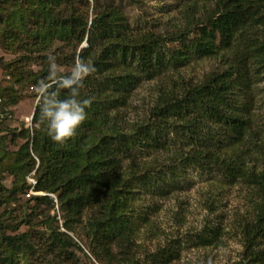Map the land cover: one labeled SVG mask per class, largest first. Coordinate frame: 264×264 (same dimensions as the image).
I'll list each match as a JSON object with an SVG mask.
<instances>
[{
	"label": "trees",
	"instance_id": "16d2710c",
	"mask_svg": "<svg viewBox=\"0 0 264 264\" xmlns=\"http://www.w3.org/2000/svg\"><path fill=\"white\" fill-rule=\"evenodd\" d=\"M173 1L183 21L171 34H161L130 24L124 3L140 0H0V44L27 53L20 61L34 60L40 66L27 75L31 83L48 75L49 54L57 57L59 66L71 68L79 57L96 68L81 89V99L90 103L76 134L64 143L51 141L46 122L37 127L36 104L32 127L19 133L26 140L6 164L19 184L5 190L9 195L0 204L15 200L17 192H28L31 185L23 176L34 170V191L45 195L31 199L48 208L57 201L61 210L64 231L51 217L42 221L51 239L45 254L73 260L69 247H81L69 233L78 234L75 228L82 224L87 250L96 260L86 255V264L170 263L178 258L176 247H160L139 259L136 236L148 224V212L135 204L141 195L161 198L180 189L190 168L221 186L241 183L250 189L255 201L251 219L240 230V264L264 262V168L248 165L250 151L264 161V129L254 127L247 49L237 41L240 27L251 36L257 25L264 26L254 19L264 14V0ZM256 40L249 41L252 49L258 48ZM30 52L37 53L35 59ZM195 57L219 58L224 68L198 83L174 78L178 68ZM164 76L171 87L157 85L146 118L126 119L123 109L136 87ZM2 143L0 138V147ZM159 153L172 163L153 166L158 159L152 156ZM4 227L0 219V246L5 243L0 264H17L20 253L33 252L35 245L28 241L33 235H7ZM218 236V229L209 227L193 240L207 246Z\"/></svg>",
	"mask_w": 264,
	"mask_h": 264
},
{
	"label": "rangeland",
	"instance_id": "374dc122",
	"mask_svg": "<svg viewBox=\"0 0 264 264\" xmlns=\"http://www.w3.org/2000/svg\"><path fill=\"white\" fill-rule=\"evenodd\" d=\"M206 6H212V4L207 3ZM123 8L132 27H145V29L161 34H171L181 26V21H183L179 5L173 0H140L133 5L124 3ZM254 17L257 21H264L263 13H258ZM1 24L0 22V27ZM246 33V29L240 27L237 32V41L240 48L243 46L247 49L246 61L250 68L249 76L255 96L254 127L264 129V26L257 25V28L252 32L254 35L250 36ZM254 38L257 39V49H252L249 45L250 39ZM56 46L52 45L51 50ZM59 49L64 52L68 51L64 47ZM21 55L25 57L27 53H22L16 48H6L0 44V97L2 98V102H0V138L3 139L2 147H0V157H2L0 160V185L3 187L0 190V200L9 195L5 190L11 189L14 183L15 185L19 184L15 175L5 170L6 164L12 161L13 153H16L25 142L26 138L20 137L19 133L23 128L30 129L32 127V114L37 104L35 85L31 83V78L27 75L38 71L40 66L34 60L33 62L20 61ZM28 55L35 59L37 53L30 52ZM60 67L63 72L71 69L64 65ZM222 68L224 66L219 58L197 59L195 57L178 68L174 78H179L183 84L186 81L198 83L209 73ZM157 85L171 87V83L165 76L148 82L143 80L136 87L128 100V105L123 109L126 119L146 118L145 115L148 114L157 95ZM173 149L174 147L171 146L169 151H173ZM250 152L252 153L248 163L249 167L263 169L264 161H261V155L254 151ZM152 157L158 159V162H154L153 166L172 163L163 153ZM33 174L34 170L23 176L28 185L30 184L29 179H34ZM185 176L187 182L182 185V181H180L181 188L165 197L139 196L135 208L148 212V224L140 227L136 236L139 259L143 260L145 253H156L157 248L170 246L177 248L178 258L168 264H240L243 251L240 230L241 226L250 220L253 214L255 198L252 192L241 183L221 186L212 176L202 175L190 168L185 172ZM39 195L45 194L39 191L27 196V192L20 191L14 196L15 200L0 204V219L5 221L4 231L7 235L22 234L28 231L29 235H33L28 237V241L35 245L33 252H28L26 256L20 253L16 257V263L86 264L89 263L86 255L92 262H96L87 250L89 245L88 242H85L82 224L75 228L78 230V234L69 233L81 247V250L75 246L69 247V254H73L71 256L73 260L63 257L59 260V257L55 258L54 254H45L44 251L51 239L50 231L45 224H42V221L51 217L60 227L59 230L64 231L62 228L63 218L57 201L51 208H48L45 203H36L31 199L32 196ZM207 227L218 229V240L207 246L196 244V240H193L194 237L208 229ZM262 246L264 247V242ZM1 249H5L4 242L1 243ZM113 252H116V249ZM3 254L5 253L0 251V256ZM260 264H264V262Z\"/></svg>",
	"mask_w": 264,
	"mask_h": 264
},
{
	"label": "clouds",
	"instance_id": "9594fccd",
	"mask_svg": "<svg viewBox=\"0 0 264 264\" xmlns=\"http://www.w3.org/2000/svg\"><path fill=\"white\" fill-rule=\"evenodd\" d=\"M47 63L48 75L37 81L34 87L39 107L37 127L46 122V134L50 140L64 143L76 134L86 119L85 107L90 101L81 99V89L96 68L90 61L77 57L71 70L65 74L52 54L47 56ZM61 90H65L63 98L60 97Z\"/></svg>",
	"mask_w": 264,
	"mask_h": 264
},
{
	"label": "built area",
	"instance_id": "2783aa9c",
	"mask_svg": "<svg viewBox=\"0 0 264 264\" xmlns=\"http://www.w3.org/2000/svg\"><path fill=\"white\" fill-rule=\"evenodd\" d=\"M0 102H2V98L1 97H0ZM29 181H30L31 187H30L29 191L27 192V196H29L30 194H33V192H35L34 191V186L36 184V181L34 179H32V178H30Z\"/></svg>",
	"mask_w": 264,
	"mask_h": 264
},
{
	"label": "water",
	"instance_id": "95a60500",
	"mask_svg": "<svg viewBox=\"0 0 264 264\" xmlns=\"http://www.w3.org/2000/svg\"><path fill=\"white\" fill-rule=\"evenodd\" d=\"M86 44H87V43H86V42H84V45H82V47H85V46H86Z\"/></svg>",
	"mask_w": 264,
	"mask_h": 264
}]
</instances>
